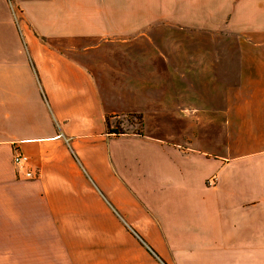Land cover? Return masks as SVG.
I'll use <instances>...</instances> for the list:
<instances>
[{
    "label": "crops",
    "instance_id": "1",
    "mask_svg": "<svg viewBox=\"0 0 264 264\" xmlns=\"http://www.w3.org/2000/svg\"><path fill=\"white\" fill-rule=\"evenodd\" d=\"M182 259L264 264V0H3L0 264Z\"/></svg>",
    "mask_w": 264,
    "mask_h": 264
},
{
    "label": "built area",
    "instance_id": "2",
    "mask_svg": "<svg viewBox=\"0 0 264 264\" xmlns=\"http://www.w3.org/2000/svg\"><path fill=\"white\" fill-rule=\"evenodd\" d=\"M130 117L133 120L138 121V123H139V118L136 115H132ZM120 127H119V129H120ZM119 132H125L126 133V132H129V131L120 130ZM135 132H137V131H135ZM13 161H14V163L16 165L18 173L23 178L33 179V178H36L38 176V172L31 167V165H30V157L27 154L22 153L20 151H17L14 154ZM215 180H216V178L212 177L211 179H209V184L215 183Z\"/></svg>",
    "mask_w": 264,
    "mask_h": 264
},
{
    "label": "rangeland",
    "instance_id": "3",
    "mask_svg": "<svg viewBox=\"0 0 264 264\" xmlns=\"http://www.w3.org/2000/svg\"><path fill=\"white\" fill-rule=\"evenodd\" d=\"M2 1L3 0H0V4H2ZM9 1V0H8ZM127 117V116H126ZM122 121V126L120 127V130L122 131H140L143 127L140 125H136V123H138V121L136 120H131L129 119V117L125 118L122 117L121 119ZM126 120V121H124ZM121 242L124 243L125 245H134L135 244V241H133L130 236L124 231L122 230V234H121ZM152 240H160L161 238L159 237H151ZM170 256H177L178 257V253H175V254H169ZM178 264V261L177 263ZM179 264H193V261L192 259H182L180 260Z\"/></svg>",
    "mask_w": 264,
    "mask_h": 264
}]
</instances>
